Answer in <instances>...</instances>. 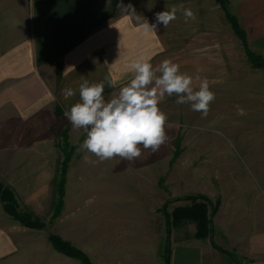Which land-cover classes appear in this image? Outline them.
<instances>
[{
    "label": "crops",
    "instance_id": "1",
    "mask_svg": "<svg viewBox=\"0 0 264 264\" xmlns=\"http://www.w3.org/2000/svg\"><path fill=\"white\" fill-rule=\"evenodd\" d=\"M121 2L131 4L139 19L119 10L117 4ZM180 4L191 9L196 19L185 22L178 12L167 28L157 24L155 30L145 31V20L149 25L156 24V13ZM230 7L251 46L264 52V0H230ZM237 43L216 0H0V182L13 189L22 207L46 215L48 200L57 196L55 181L65 158L59 139L62 131L66 143L73 147L70 164H88L83 159L85 152L80 150L86 133L73 128L64 116L65 109L80 101L83 80H115V88L105 85L103 95L110 99L132 78L129 63L145 57L155 67L169 59L193 77L195 89L200 83L195 77H206L216 95L214 103L226 101L232 93L219 91L233 86L242 72ZM64 88H72L76 94L65 98ZM177 98L175 94L166 95L159 104L168 117L167 135L181 128L184 117L200 116L190 105L176 104ZM169 151L166 143L154 154L150 150L142 152L136 163L160 170L152 179L143 174L145 180L142 185L137 183L134 195L151 199L156 190L166 192L169 184L183 181H177V163L169 169L171 160L164 157ZM207 162V168H192V182H200L201 187L173 184L175 192L178 186L187 189L175 196L198 193L222 199L219 213L223 218L215 217L213 222L225 232L219 245L235 254V260L230 259L233 264H264V174L253 175L246 165L237 180L238 172L229 154L207 158ZM70 173L68 168L64 197ZM104 197L114 198L111 194ZM128 220L133 222L130 229L150 228L143 217ZM24 230L5 213L0 202V264H62L67 260L55 251L50 254L51 249L43 243L46 241L26 236ZM135 235L146 237V233ZM191 245L190 255L183 253L190 246L180 245L174 257L187 262L185 257L189 255L188 264H205L204 250ZM212 254L221 258L218 250ZM130 261L127 258V263Z\"/></svg>",
    "mask_w": 264,
    "mask_h": 264
},
{
    "label": "rangeland",
    "instance_id": "2",
    "mask_svg": "<svg viewBox=\"0 0 264 264\" xmlns=\"http://www.w3.org/2000/svg\"><path fill=\"white\" fill-rule=\"evenodd\" d=\"M216 2L225 12L233 37L238 41L240 63H243L242 72L239 73L237 80H234L233 86L222 87L219 91L232 93L230 98L227 97L226 101L218 100L214 105L212 103L206 118H202L201 114L198 117H184L181 128H177L176 133L167 135L170 151L164 157L171 160L170 170L174 169L173 164L177 163L179 176L177 181L183 180L182 182H173L169 184L171 186L168 189L163 179V187L168 191L156 190L153 194L155 196L148 199L138 194L134 195L133 192L137 191V183L143 184L145 180L142 179L143 174L146 173L147 178L152 179L158 175L160 167L141 166L136 160L129 163L118 157L98 164L80 166L70 164L69 161L68 168L71 173L68 182L70 183L66 196L62 198L60 204L58 185L63 183V179L66 183L68 171L67 168L65 176L61 174L62 161L55 181L54 193L57 192V196L48 200L46 215H39L29 208L22 207L13 189L0 182V185L12 190L18 210L30 212L43 222V226L28 227L18 221L7 212L0 198L5 213L26 229L24 230L26 236L46 241L43 243L51 249L50 254L55 251L63 255L68 261H62V264L68 262L70 264H186L190 261L189 251L194 246L191 244L204 250L205 264H233L230 259L235 260V254L226 251L224 245H219L225 232L213 224L215 217L223 218L219 213L223 200L212 199L208 195H205L208 202L198 197L189 200L187 197L200 194L185 193L176 197L175 195L181 190L187 191V189L178 186V192L173 190V184L200 188V182H192V168H207V158L214 156L220 158L229 154L235 163L234 170L238 172L237 180H240L241 170L244 171L246 165L253 175L256 172L258 175L264 174V52L251 46L247 33L246 43L243 41L228 19L227 11L217 0ZM227 6L228 11L234 14L230 0H227ZM249 51L257 57L252 60ZM239 109H243V114H239ZM59 139L61 150L63 147L68 148L69 151L73 149L69 144L68 147L66 146L67 138L64 131L59 135ZM63 154L65 155L64 152ZM146 157L148 159L149 154ZM239 158H242L241 161ZM193 162L194 166H192ZM96 180L99 185L96 184ZM252 184L254 183H247V186ZM75 185L80 189H76ZM231 192L238 194L234 189H231ZM131 193L134 196H130ZM104 194H111L114 198H105ZM209 202H212L213 206ZM186 206L195 208L194 216L180 214L177 217L174 213L176 209ZM134 209L141 213L138 214L136 211L135 214ZM213 211L214 217L211 219ZM136 216L146 219V224H150L151 232L149 229L129 228L133 227V222H129L128 217L133 219ZM135 233L139 235L146 233V237L134 238L138 236ZM51 235H58L63 241L69 242L71 255L57 250L50 240ZM180 245L190 246L188 250L183 251L189 254L185 257L187 262H182L177 256L175 262L174 254ZM211 250L212 252L218 250L221 258L213 256ZM127 258H131L128 263ZM115 259L123 262H117Z\"/></svg>",
    "mask_w": 264,
    "mask_h": 264
},
{
    "label": "clouds",
    "instance_id": "3",
    "mask_svg": "<svg viewBox=\"0 0 264 264\" xmlns=\"http://www.w3.org/2000/svg\"><path fill=\"white\" fill-rule=\"evenodd\" d=\"M117 8L139 19L131 4L125 6L121 2ZM178 12L185 22L196 19L191 9L180 4L156 13V24L149 25L145 20V31L155 30L157 24L167 28L177 19ZM128 68L132 78L110 99L103 95L105 85L115 88V80L105 77L104 81L90 83L85 79L79 85L80 101L64 111L73 128L83 129L86 133V139L80 145V150L85 152V163L96 164L117 157L131 163L139 159L144 150L153 154L159 151L168 142V117L159 107L166 95L175 94L178 97L176 104L190 105L191 110L199 112L202 118L207 117L210 105L215 101V92L210 90L206 77H195L200 81L195 89L193 77L169 59L154 67L145 57H140L129 63ZM62 93L65 98L76 94L72 88L62 89ZM239 114H243V109H239ZM89 154L96 159H91Z\"/></svg>",
    "mask_w": 264,
    "mask_h": 264
},
{
    "label": "trees",
    "instance_id": "4",
    "mask_svg": "<svg viewBox=\"0 0 264 264\" xmlns=\"http://www.w3.org/2000/svg\"><path fill=\"white\" fill-rule=\"evenodd\" d=\"M217 1L227 11V17L231 21L234 30L243 39V41L246 43V32L244 31L243 27L241 26L238 17L235 14H231V12L228 11L227 0H217ZM249 55H250V58L252 60L257 57L255 55H253V53H251L250 51H249ZM66 146L67 147L69 146L68 143L66 144ZM62 150L65 153V159L63 160V165H62L63 166V171H62L61 174L63 176H65V173H66L67 168H68V163H69V161L71 159L70 152L72 150L69 151L68 148H65V147H63ZM64 183H65V179H63V183L61 182L60 185H58V196L61 199V200H59L60 204H62L61 201H62V198L64 197V187H65ZM197 197L198 198H202L203 201L208 200V198L205 195H201V194L197 195L195 197H187V199L190 200V199H193V198L195 199ZM0 198L4 202L5 209L7 210V212H9L18 221L22 222L23 224H25L28 227L39 228V227L43 226V222H41L37 217H35L30 212L18 210V207H17V204H16L17 201H16L15 196H14V194H13V192H12V190L10 188L4 187L3 185H0ZM208 201H206V202H208ZM209 204H212V202H209ZM212 206H213V204H212ZM174 213H175V215H177V217L180 214H186L187 216L188 215L194 216L195 208L191 209L188 206L182 207V208L178 207ZM213 217H214V211L211 214V219ZM211 225H212V221H211ZM50 240H51L53 246L57 250H59L60 252H64L65 254L71 255L70 254L71 247L69 245V242L63 241L62 238L59 237L58 235H53V236L51 235L50 236Z\"/></svg>",
    "mask_w": 264,
    "mask_h": 264
}]
</instances>
